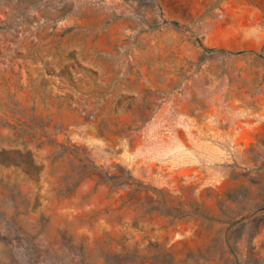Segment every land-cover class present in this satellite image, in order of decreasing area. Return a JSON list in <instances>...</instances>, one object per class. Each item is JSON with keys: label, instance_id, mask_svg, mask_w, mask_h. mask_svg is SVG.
Returning <instances> with one entry per match:
<instances>
[{"label": "rangeland", "instance_id": "1", "mask_svg": "<svg viewBox=\"0 0 264 264\" xmlns=\"http://www.w3.org/2000/svg\"><path fill=\"white\" fill-rule=\"evenodd\" d=\"M0 264H264V0H0Z\"/></svg>", "mask_w": 264, "mask_h": 264}]
</instances>
